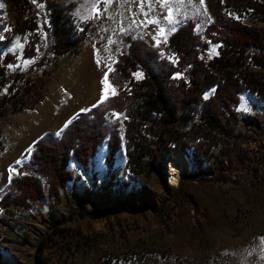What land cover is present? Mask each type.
Here are the masks:
<instances>
[{
  "label": "rangeland",
  "instance_id": "1",
  "mask_svg": "<svg viewBox=\"0 0 264 264\" xmlns=\"http://www.w3.org/2000/svg\"><path fill=\"white\" fill-rule=\"evenodd\" d=\"M100 5L108 20L98 33L79 43L75 51L58 56L50 53L41 60L40 54L23 56L26 38L15 33L11 0H0L7 28L12 30L11 43L4 51L17 55L8 67L18 68L24 79L34 83L15 102L21 109L9 103L10 111L0 116V196L29 158L36 138L45 131L59 132L75 113L117 91L111 74L120 53L115 47L120 30L131 28L150 45H157L164 31L185 15L202 14V29L212 21L204 0H168L167 6L164 0H112L107 4L77 0L75 23L81 26ZM232 14L246 23L255 22L247 13ZM145 20L155 23H142ZM208 42L204 56L211 60L219 53L220 42ZM170 57L175 59L174 54ZM134 74L144 76L142 71ZM213 91L207 90L205 96ZM236 110L240 116L259 117L261 132L244 129L237 140L229 138L228 143L214 146L212 159L223 160V169L215 161L207 162L195 177L201 167L194 169L193 165L178 185H172L166 170L128 163L124 141L111 168L105 160L106 143L91 168L79 170L82 178L62 190L56 207H50V199L36 201L28 209L10 206L6 211L0 205L4 244L0 264H39L40 247H45L44 260L63 253L60 258L65 264H109L110 259L152 252L209 256L207 264H217L213 259L217 254L232 255L236 264H264V99L244 91ZM116 121L125 137L121 114L109 111L107 123ZM57 226L67 231L66 237L54 233ZM67 240L74 253L64 250Z\"/></svg>",
  "mask_w": 264,
  "mask_h": 264
},
{
  "label": "trees",
  "instance_id": "2",
  "mask_svg": "<svg viewBox=\"0 0 264 264\" xmlns=\"http://www.w3.org/2000/svg\"><path fill=\"white\" fill-rule=\"evenodd\" d=\"M204 1L212 15L204 29V16L191 13L166 29L157 45H150L128 27L117 33L115 47L120 53L111 74L117 91L75 113L59 132L45 131L31 143L29 158L21 163L0 196V205L6 211L10 206L28 209L34 202L47 199L50 207L59 205L62 190L82 178L79 170L88 171L106 143L105 160L111 168L123 141L128 163L161 171H167L173 152L192 149L194 169L201 167L194 174L198 177L207 162L215 161L220 169L226 167L223 160L212 159L214 146L228 143L229 138L237 140L244 129L261 132L260 118L240 116L236 105L244 91L264 99V0ZM11 3L15 33L26 38L23 56L40 54L41 60L50 53L58 56L75 51L108 20L100 5L78 26L74 21L77 0ZM232 13H247L255 22L246 23ZM3 14L0 7V116L10 111L9 103L21 109L15 102L34 87L32 79H24L18 68L8 67L17 61V55L4 51L11 43L12 30L7 28ZM208 40L220 42L219 53L211 60L204 56ZM136 71L144 76L136 78ZM5 88L7 92H3ZM211 88L213 93L206 97ZM111 110L121 114L125 137L118 121L107 123ZM53 231L60 237L67 236L63 227ZM69 242L64 250L74 253ZM3 248L0 227V259ZM44 248L36 254L39 264H65L63 253L57 259L49 256L44 260ZM213 259L217 264H236L232 255L217 254ZM110 260L109 264H207L209 256L190 258L152 252Z\"/></svg>",
  "mask_w": 264,
  "mask_h": 264
},
{
  "label": "bare ground",
  "instance_id": "3",
  "mask_svg": "<svg viewBox=\"0 0 264 264\" xmlns=\"http://www.w3.org/2000/svg\"><path fill=\"white\" fill-rule=\"evenodd\" d=\"M192 157V149H187L186 151L176 150L172 153L171 159L168 162L169 166H166V174H169V177L172 178V181H170L172 185H178L179 182L184 178L185 173H187V171L189 172V170L192 169L193 164L189 159H192Z\"/></svg>",
  "mask_w": 264,
  "mask_h": 264
},
{
  "label": "snow or ice",
  "instance_id": "4",
  "mask_svg": "<svg viewBox=\"0 0 264 264\" xmlns=\"http://www.w3.org/2000/svg\"><path fill=\"white\" fill-rule=\"evenodd\" d=\"M111 2H112V0H104V3H106V4L111 3ZM164 3H165V6H167L168 0H164ZM169 19H171V12L169 13ZM142 23H155V21L145 20ZM172 30L174 31L175 29H172ZM161 32H163V29H161ZM262 239H264V238H262Z\"/></svg>",
  "mask_w": 264,
  "mask_h": 264
}]
</instances>
